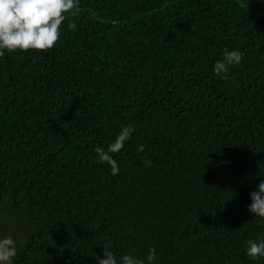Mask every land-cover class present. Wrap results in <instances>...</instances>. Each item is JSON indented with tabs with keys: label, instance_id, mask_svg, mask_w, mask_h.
Listing matches in <instances>:
<instances>
[{
	"label": "trees",
	"instance_id": "trees-1",
	"mask_svg": "<svg viewBox=\"0 0 264 264\" xmlns=\"http://www.w3.org/2000/svg\"><path fill=\"white\" fill-rule=\"evenodd\" d=\"M64 15L53 48L0 56L11 264L153 248L154 264H264L245 255L264 238L248 211L264 180V0H76ZM225 48L243 60L221 79ZM121 125L136 131L112 175L95 148Z\"/></svg>",
	"mask_w": 264,
	"mask_h": 264
},
{
	"label": "clouds",
	"instance_id": "clouds-1",
	"mask_svg": "<svg viewBox=\"0 0 264 264\" xmlns=\"http://www.w3.org/2000/svg\"><path fill=\"white\" fill-rule=\"evenodd\" d=\"M75 5L76 0H0V56L6 51L8 53L30 49L44 51L53 48L60 39L64 14ZM242 60L243 54L239 50L225 48L222 59L213 65V72L221 79H227L229 69L239 65ZM135 131L132 125H121L114 141L106 148H95L97 161L107 163L112 175L119 173V165L112 154L119 153L125 143L132 139ZM139 150L143 151V147L140 146ZM250 200L248 211L264 220V180L256 186V191L250 193ZM0 249L3 250L0 264H11V258L16 255L11 238L0 242ZM104 253L106 259H101L99 264H154L156 260L154 248L150 249L143 259L130 254L117 258L111 252ZM245 255L253 259L264 257V238L249 240L245 247Z\"/></svg>",
	"mask_w": 264,
	"mask_h": 264
},
{
	"label": "bare ground",
	"instance_id": "bare-ground-1",
	"mask_svg": "<svg viewBox=\"0 0 264 264\" xmlns=\"http://www.w3.org/2000/svg\"><path fill=\"white\" fill-rule=\"evenodd\" d=\"M38 135V134H37ZM47 161H49V160H47ZM87 193V192H86Z\"/></svg>",
	"mask_w": 264,
	"mask_h": 264
}]
</instances>
